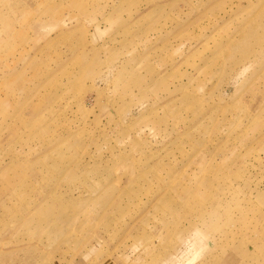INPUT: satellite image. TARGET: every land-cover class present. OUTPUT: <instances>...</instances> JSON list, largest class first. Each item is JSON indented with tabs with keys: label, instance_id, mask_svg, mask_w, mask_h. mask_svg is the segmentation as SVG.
I'll return each mask as SVG.
<instances>
[{
	"label": "rangeland",
	"instance_id": "rangeland-1",
	"mask_svg": "<svg viewBox=\"0 0 264 264\" xmlns=\"http://www.w3.org/2000/svg\"><path fill=\"white\" fill-rule=\"evenodd\" d=\"M0 264H264V0H0Z\"/></svg>",
	"mask_w": 264,
	"mask_h": 264
}]
</instances>
